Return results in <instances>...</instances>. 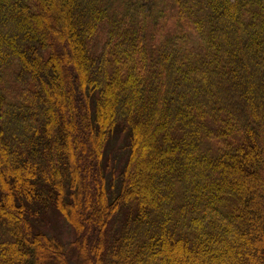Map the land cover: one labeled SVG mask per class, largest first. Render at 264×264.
Returning <instances> with one entry per match:
<instances>
[{
    "label": "trees",
    "instance_id": "16d2710c",
    "mask_svg": "<svg viewBox=\"0 0 264 264\" xmlns=\"http://www.w3.org/2000/svg\"><path fill=\"white\" fill-rule=\"evenodd\" d=\"M49 258L264 264V0H0V264Z\"/></svg>",
    "mask_w": 264,
    "mask_h": 264
},
{
    "label": "rangeland",
    "instance_id": "374dc122",
    "mask_svg": "<svg viewBox=\"0 0 264 264\" xmlns=\"http://www.w3.org/2000/svg\"><path fill=\"white\" fill-rule=\"evenodd\" d=\"M49 213L50 218L47 219V222L44 223L41 230L50 236H56L62 243H64L65 246H70L75 240L74 230H71V228L67 225L61 224L55 212L50 211ZM48 261H50L49 264H62L60 261L53 263L52 258H49Z\"/></svg>",
    "mask_w": 264,
    "mask_h": 264
}]
</instances>
